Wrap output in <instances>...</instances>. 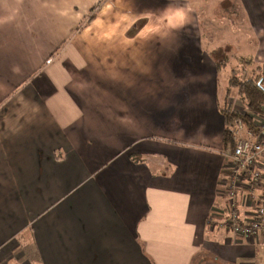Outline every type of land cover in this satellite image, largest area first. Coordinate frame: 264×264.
<instances>
[{
    "label": "crops",
    "instance_id": "crops-1",
    "mask_svg": "<svg viewBox=\"0 0 264 264\" xmlns=\"http://www.w3.org/2000/svg\"><path fill=\"white\" fill-rule=\"evenodd\" d=\"M97 1L0 0V264H264V232L209 219L243 107L217 60L264 73V0H230L248 36L226 0H108L75 31Z\"/></svg>",
    "mask_w": 264,
    "mask_h": 264
},
{
    "label": "built area",
    "instance_id": "built-area-1",
    "mask_svg": "<svg viewBox=\"0 0 264 264\" xmlns=\"http://www.w3.org/2000/svg\"><path fill=\"white\" fill-rule=\"evenodd\" d=\"M250 120L251 127L241 119L234 122L221 202L209 218L213 228H224L246 240L264 232V111L250 113Z\"/></svg>",
    "mask_w": 264,
    "mask_h": 264
},
{
    "label": "rangeland",
    "instance_id": "rangeland-1",
    "mask_svg": "<svg viewBox=\"0 0 264 264\" xmlns=\"http://www.w3.org/2000/svg\"><path fill=\"white\" fill-rule=\"evenodd\" d=\"M108 1V0H99L97 1L93 7L87 12V14L85 15L84 19L82 21H80V23L78 24V26L76 27V30L75 31H80L82 30L84 27H86L88 24L91 23V21L95 18L96 14L100 11V9L102 8V6L105 4V2ZM224 1V0H222ZM233 2H231L230 0H226V2H224L223 6H221V9H225V11L223 12V14L225 15V21L233 28V29H239L240 28V32L242 30V32L248 36V33L245 29L244 26H241L243 23L245 22H241V18L238 16V9L237 7L232 4ZM236 4L238 5L237 1H236ZM208 8V5H204V9L201 10L199 12V17H200V20H199V27L201 29V31H204L205 30V27L206 26H209L211 25V28L214 26V24L217 22V20L219 19V17L216 19V16H212L210 18L211 22H209V19L208 20H204V13H205V9ZM94 13V18L92 17ZM92 17V19L90 20V18ZM216 19V21L214 20ZM222 21H224V19H222ZM143 25V22H138V23H135L132 27V30L129 32L130 34H134L136 33L140 28L141 26ZM213 38V37H212ZM215 39V38H214ZM210 42H215V40L209 39V36L206 37V39H204V45H207L209 46L210 45ZM215 44V43H214ZM211 46V45H210ZM230 48H227V50H229ZM221 55L225 56V57H229L230 60H229V63L228 65L222 69V72H221V75H220V78H222L223 80V77H232L233 73H235L237 75V77H244V76H247V75H253L255 73V68H253V65H248V66H245L244 63L242 64V60H238V59H235L236 58V55L235 54H227L225 52H222ZM222 56L218 57V58H222ZM245 61H248L250 62L249 60H246L244 59ZM252 66V67H251ZM257 74V73H255ZM220 86H221V90H220V95H219V100L221 101L225 95V92H224V89H223V82L220 81ZM227 98H229V102L232 103L233 105L235 106H243L242 107V110L243 111H247V109H245L244 107V103L242 102V100L240 99V97L238 96L236 90H233V92L231 94H229L227 96ZM240 110V111H242ZM226 154H227V151H226Z\"/></svg>",
    "mask_w": 264,
    "mask_h": 264
},
{
    "label": "trees",
    "instance_id": "trees-1",
    "mask_svg": "<svg viewBox=\"0 0 264 264\" xmlns=\"http://www.w3.org/2000/svg\"><path fill=\"white\" fill-rule=\"evenodd\" d=\"M92 17L94 18V13ZM229 60V57L223 55L222 58L217 60V68L221 71V69L228 65ZM241 62L242 64L244 63L245 66L250 64L245 60H242ZM255 73L244 77H237V75L233 73L232 77H228L227 96L231 94L233 90H236L247 111L238 112L226 109L223 110L225 120L223 142L225 147L233 145L232 129L234 127V122L237 119H241L246 123L247 127H251L250 113H260L264 110V73H262L258 67L255 68Z\"/></svg>",
    "mask_w": 264,
    "mask_h": 264
}]
</instances>
